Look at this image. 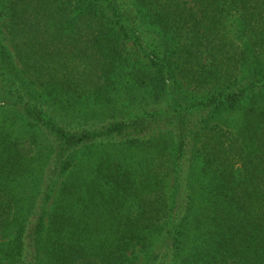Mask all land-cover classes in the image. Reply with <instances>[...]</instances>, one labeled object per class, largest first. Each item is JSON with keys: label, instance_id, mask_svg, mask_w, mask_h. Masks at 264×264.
Returning a JSON list of instances; mask_svg holds the SVG:
<instances>
[{"label": "trees", "instance_id": "1", "mask_svg": "<svg viewBox=\"0 0 264 264\" xmlns=\"http://www.w3.org/2000/svg\"><path fill=\"white\" fill-rule=\"evenodd\" d=\"M0 264H264V0H0Z\"/></svg>", "mask_w": 264, "mask_h": 264}, {"label": "rangeland", "instance_id": "2", "mask_svg": "<svg viewBox=\"0 0 264 264\" xmlns=\"http://www.w3.org/2000/svg\"><path fill=\"white\" fill-rule=\"evenodd\" d=\"M232 21L234 22V24H235V26L239 23L238 22V19L237 18H233L232 19ZM237 27V26H236ZM5 44H7L8 45V43H5ZM206 93V91H201V92H199V93H196L198 96H200V95H203V94H205ZM225 118H227V117H225ZM233 118V117H232ZM232 118H229V119H232Z\"/></svg>", "mask_w": 264, "mask_h": 264}]
</instances>
